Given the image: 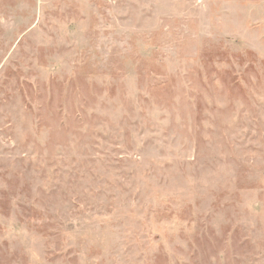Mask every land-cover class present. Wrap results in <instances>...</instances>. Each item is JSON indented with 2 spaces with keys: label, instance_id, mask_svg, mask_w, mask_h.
Wrapping results in <instances>:
<instances>
[{
  "label": "rangeland",
  "instance_id": "obj_1",
  "mask_svg": "<svg viewBox=\"0 0 264 264\" xmlns=\"http://www.w3.org/2000/svg\"><path fill=\"white\" fill-rule=\"evenodd\" d=\"M0 264H264V0H0Z\"/></svg>",
  "mask_w": 264,
  "mask_h": 264
}]
</instances>
